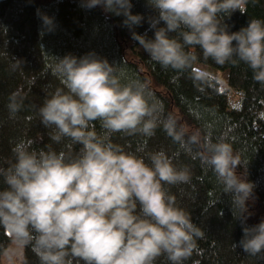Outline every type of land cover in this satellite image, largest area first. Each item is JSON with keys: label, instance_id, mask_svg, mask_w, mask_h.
<instances>
[{"label": "clouds", "instance_id": "clouds-1", "mask_svg": "<svg viewBox=\"0 0 264 264\" xmlns=\"http://www.w3.org/2000/svg\"><path fill=\"white\" fill-rule=\"evenodd\" d=\"M247 0H147L154 31L140 34L145 21L132 12V0H82L86 9L101 7L123 17L132 39L162 68L181 71L197 60L199 48L216 64L243 62L253 79L264 84V19H252L231 31L225 18L246 11ZM42 30L53 31L54 18L37 9ZM116 63L90 51L58 58L63 88L55 89L39 108L50 139L69 142V150L36 149L32 140L12 148L11 164L0 167V227L20 248L31 246L39 264H155L166 256L183 264L203 232L181 208L168 186L189 182V167H178L164 151L147 156L126 151L113 134L151 137L163 126L173 141L188 150L197 146L201 163L229 196L232 214L242 226L234 248L264 255V219L249 225L254 182L247 179L249 160L226 139L213 142L189 132L152 98L144 83L123 82ZM12 93L9 114L23 107ZM99 123L100 131L96 125ZM79 145L73 153L71 146ZM242 169V171L240 170Z\"/></svg>", "mask_w": 264, "mask_h": 264}, {"label": "trees", "instance_id": "trees-1", "mask_svg": "<svg viewBox=\"0 0 264 264\" xmlns=\"http://www.w3.org/2000/svg\"><path fill=\"white\" fill-rule=\"evenodd\" d=\"M81 3L82 0H0V167L11 164L12 148L20 140H32L36 149L69 150L67 140L57 144L50 139L52 130L41 123L39 108L55 89L64 87L56 70L58 58L94 51L116 63L123 82L144 83L152 98L162 105L165 117L175 116L189 132L198 131L202 138L213 142L226 139L242 158L249 160L247 179L255 184V200L250 202L253 215L247 223L264 219V84L253 79L252 71L243 62L216 64L205 59L198 47L194 49L197 60L181 71L162 68L141 51H135L136 56L129 59L126 49H134L137 42L123 25V17L106 13L99 6L86 9ZM132 4L133 13L145 16L135 31H147L148 37H153L147 17L155 13L147 0H132ZM37 9L55 22L54 30H45L43 36ZM245 9L244 13L237 10L225 18L231 31L252 19H264V0H247ZM14 92L24 101L21 110L10 116L9 97ZM96 129L100 131L99 123ZM112 140L137 155L162 150L178 167H189V182L168 186L177 204L203 232L183 264H264V255L251 256L233 247L243 235L242 226L233 217L229 196L222 193L212 171L201 163L197 146L191 150L182 147L163 126L151 137L116 133ZM71 148L75 153L79 145ZM4 186L0 177V188ZM10 242L0 227V264ZM22 264H39L31 246L24 248ZM155 264L170 261L161 256Z\"/></svg>", "mask_w": 264, "mask_h": 264}, {"label": "rangeland", "instance_id": "rangeland-1", "mask_svg": "<svg viewBox=\"0 0 264 264\" xmlns=\"http://www.w3.org/2000/svg\"><path fill=\"white\" fill-rule=\"evenodd\" d=\"M135 51L144 52L143 49L138 44L134 47V49L129 46L126 49L127 58L132 59L133 57H135L136 56ZM197 64L201 66L200 63H197ZM204 69L213 74L215 73L218 74V72L213 70L211 67H205ZM23 252H24V248H20L16 246L15 244H13L11 240L10 244L8 245V247L2 254L1 263L2 264H22Z\"/></svg>", "mask_w": 264, "mask_h": 264}]
</instances>
